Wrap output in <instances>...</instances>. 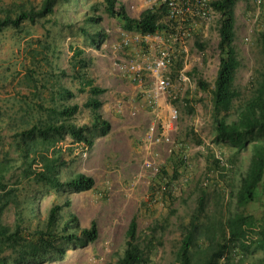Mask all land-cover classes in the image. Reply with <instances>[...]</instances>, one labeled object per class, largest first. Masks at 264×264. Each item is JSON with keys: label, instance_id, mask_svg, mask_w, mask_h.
<instances>
[{"label": "rangeland", "instance_id": "1", "mask_svg": "<svg viewBox=\"0 0 264 264\" xmlns=\"http://www.w3.org/2000/svg\"><path fill=\"white\" fill-rule=\"evenodd\" d=\"M134 1L118 0L128 16L138 18L139 12L129 8ZM100 2L58 0L51 15L33 23L24 21L18 30L8 27L0 32V158L8 152L9 158L15 160L14 169L7 175L6 182L8 186L17 185L26 196H31L38 189L18 179L20 170L13 144L14 118L21 115L23 101L33 105L41 99L48 100L57 85L76 90L78 79L69 60L73 49H81L89 63L82 73L92 77L97 86L106 89L100 96L103 103L101 113L111 128L104 136L96 133L89 135L93 144L87 147L85 155L68 137L59 144L65 163L59 168L60 178L82 173L93 178V188L79 193L66 191L61 196L52 191L38 193L35 208L40 219H44L51 204H63L69 200L70 206L62 209V216L73 213L80 227H88L94 220L98 238L83 248L67 247L63 259L42 264L114 263L122 253L125 231L132 218L136 219L138 242L144 246L148 239H152V247L148 251L151 264H170L199 197H204L205 212L210 216L225 218L229 212L227 209L234 211V202L228 197V191L237 188L251 154L249 146L236 152L228 144L215 143L210 90L203 91L197 85L200 80L208 83L210 88L213 86L219 58V15L207 23L195 21L192 35L181 43L171 45L173 62L168 74L173 90L180 93L179 99L174 102L179 111L178 129L173 135V144L158 145L147 152L141 141L153 116L143 107L139 90L117 72L113 61L115 58L130 61L143 54L153 56L155 49L140 40L113 53L112 46L120 43L123 35L133 37L135 33L127 32L116 19L107 17ZM40 3L41 0H0V8H13L16 4L37 8ZM91 5H98L94 13L100 17L94 26L105 33L99 47L89 45L80 32L85 14L92 13ZM234 12L233 45L240 60L235 86L241 98L246 99L255 91L264 73V55L255 41L263 21L257 0L238 1ZM162 22H166V17L162 18ZM44 44L52 47V51L44 52L49 64L45 62L44 54L32 62V51L41 50ZM31 70L37 80L35 91L38 96L35 97L31 95L32 83L25 79L27 71ZM59 71H65L66 76H60ZM180 73L186 75L189 81L179 82ZM87 96V93L77 94L67 102L79 106L80 110L74 118L79 125L90 124L89 111L83 107ZM131 112L135 115L131 116ZM165 114V111L160 113L161 116ZM182 155L186 156L184 167H179L175 176L173 165ZM146 157L171 178L169 190L172 198L162 196L154 185L153 180L157 182L158 174L155 175L154 169L144 164ZM214 157L221 159L223 169L214 167ZM152 187L160 196L155 204L148 202ZM256 191L257 202L249 205L247 211L255 224L260 226L264 224V179ZM2 220L5 224H12V205L5 209ZM246 257L258 262L263 252L253 250Z\"/></svg>", "mask_w": 264, "mask_h": 264}, {"label": "trees", "instance_id": "2", "mask_svg": "<svg viewBox=\"0 0 264 264\" xmlns=\"http://www.w3.org/2000/svg\"><path fill=\"white\" fill-rule=\"evenodd\" d=\"M57 1L41 0L37 8L22 4L13 5V8H0V32L8 27L18 30L24 21L33 23L51 15ZM238 1L240 0H215L211 3V7L219 15L218 66L212 88L200 80L197 85L203 91L210 90V116L215 143L228 144L236 152L249 146V163L237 188L228 191V197L233 200L235 209L232 212L227 209L229 212L225 218L207 214L204 197H199L198 205L184 226L175 258L170 264H264V224L256 225L247 211L249 205L257 202L256 190L264 179V73L255 91L248 98L242 99L235 86L240 60L233 45L234 8ZM100 5L103 13L116 19L127 32L144 36L168 31V23L162 22L165 10H146L138 18H131L118 0H101ZM259 5L263 22L255 41L264 55V0H260ZM97 9L98 5H91L92 13L85 14L84 24L80 27L81 34L94 47H99L105 38V33L94 26L100 20L94 13ZM51 48L44 44L41 50L34 49L32 62L45 51H52ZM72 51L69 64L78 79L76 90L72 91L60 84L48 100L40 97L41 100L33 105L23 101L21 115L14 118L16 122L12 125L14 153L20 170L18 179L27 185L37 186L38 189L31 196H26L17 185L8 186L6 177L14 169L15 160L9 158L8 152L0 158V264H42L61 260L66 255L67 247L83 248L98 238V228L94 220L88 227H80L73 213L62 216V209L70 206L69 200H65L63 204H51L44 219H40L35 208L38 193L52 191L56 196H61L66 191L79 193L93 188V178L82 173L60 178L59 168L65 163L59 144L68 137L72 144H77L82 150L92 146L93 141L89 137L91 133L104 136L111 128L101 113L103 103L100 96L106 89L97 86L92 77L82 73L89 64L83 57L84 51ZM45 54L44 60L48 63ZM33 73V70L27 71L25 79L32 83L31 95L35 97L37 80ZM59 74L66 76L65 71H59ZM83 93L88 95L83 107L89 111L90 124L79 125L74 121L80 110L79 106L67 102ZM213 164L220 168L223 163L221 159L214 157ZM182 166L184 167V161L179 157L173 165L175 176ZM170 179L160 169L157 182H153L162 196L168 195L172 198L169 190ZM159 197L152 187L148 202L155 204ZM9 205L14 207V220L12 224H5L2 214ZM151 247L152 239H148L144 246L138 242L136 219L132 218L125 231L122 253L112 264H151L148 253ZM253 250L263 252V257L258 262L246 257Z\"/></svg>", "mask_w": 264, "mask_h": 264}, {"label": "built area", "instance_id": "3", "mask_svg": "<svg viewBox=\"0 0 264 264\" xmlns=\"http://www.w3.org/2000/svg\"><path fill=\"white\" fill-rule=\"evenodd\" d=\"M213 1L215 0H135L129 6L131 10H136L139 14L146 10H165L168 23V31L144 36L135 33L133 37L125 34L120 43L112 46L113 53H116L119 49L127 48L133 42L143 40L150 44V48L155 49L153 56L143 54L130 61L119 58H115L113 61L117 72L122 77L128 78L139 90L143 107L153 116L141 141L143 149L147 152L158 145L174 143L173 135L178 129L179 122V111L174 102L179 99L180 93L179 90H173L168 74L169 66L173 60L171 45L181 43L191 36L195 21L207 23L217 15L211 7ZM257 3L259 4L260 0H257ZM178 80L181 83L189 81L188 77L182 73L178 76ZM162 105L166 106V109H163ZM164 111L166 114L161 116L160 113ZM130 115L134 116L135 112H131ZM86 150V147L81 150L83 155ZM147 158L149 157H146L144 164L154 169V174L157 175L160 168L158 165H154L153 160L150 163ZM181 158L185 163L186 156L182 155Z\"/></svg>", "mask_w": 264, "mask_h": 264}, {"label": "crops", "instance_id": "4", "mask_svg": "<svg viewBox=\"0 0 264 264\" xmlns=\"http://www.w3.org/2000/svg\"><path fill=\"white\" fill-rule=\"evenodd\" d=\"M150 45V44H149ZM162 103V102H161ZM163 104V103H162ZM163 109H166V106L162 105Z\"/></svg>", "mask_w": 264, "mask_h": 264}]
</instances>
